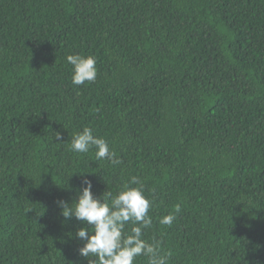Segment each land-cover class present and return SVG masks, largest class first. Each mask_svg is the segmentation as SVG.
<instances>
[{"label": "trees", "instance_id": "trees-1", "mask_svg": "<svg viewBox=\"0 0 264 264\" xmlns=\"http://www.w3.org/2000/svg\"><path fill=\"white\" fill-rule=\"evenodd\" d=\"M83 127L121 163L70 151ZM79 174L138 177L169 264H264V0H0V264H87L56 203Z\"/></svg>", "mask_w": 264, "mask_h": 264}, {"label": "clouds", "instance_id": "clouds-1", "mask_svg": "<svg viewBox=\"0 0 264 264\" xmlns=\"http://www.w3.org/2000/svg\"><path fill=\"white\" fill-rule=\"evenodd\" d=\"M66 61L72 66L71 82L74 85L96 80L98 69L95 56L76 53L67 55ZM55 138L60 140L61 133L56 132ZM92 148H95L97 160L106 159L113 167L121 163L109 142L94 135L92 128L83 127L82 131L73 134L70 151L84 154ZM79 175L83 187L75 199L72 202L58 200L56 203L65 221L75 218L81 225L90 226L79 227L74 234L75 238L83 241L78 252L87 264H134L140 256L147 257L148 264H169V255L162 253L161 241L149 242L142 238L144 230L152 226L149 215L152 201L146 197L143 183L138 177H131L115 195L112 191H104L94 196L92 182L83 174ZM179 212L180 207L176 206L175 211L162 216L159 223L171 226ZM129 223L133 226L130 232H126Z\"/></svg>", "mask_w": 264, "mask_h": 264}]
</instances>
